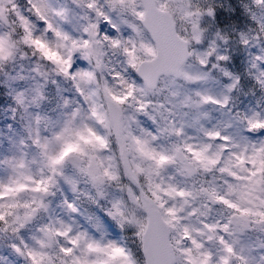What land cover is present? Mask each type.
I'll return each instance as SVG.
<instances>
[{"label": "snow or ice", "instance_id": "1", "mask_svg": "<svg viewBox=\"0 0 264 264\" xmlns=\"http://www.w3.org/2000/svg\"><path fill=\"white\" fill-rule=\"evenodd\" d=\"M0 264H264V0H0Z\"/></svg>", "mask_w": 264, "mask_h": 264}]
</instances>
